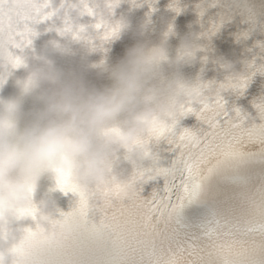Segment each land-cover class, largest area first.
I'll return each instance as SVG.
<instances>
[{"label": "snow or ice", "instance_id": "1", "mask_svg": "<svg viewBox=\"0 0 264 264\" xmlns=\"http://www.w3.org/2000/svg\"><path fill=\"white\" fill-rule=\"evenodd\" d=\"M48 8L49 0H0V61L21 67L22 58L10 49L31 44L29 24L50 18ZM211 8L219 11L204 32L209 39L236 15L253 25L264 16V4L252 0H202L201 17ZM83 11L94 14L86 4ZM96 28L103 40L113 37L102 22ZM258 71L264 73V65L248 63L199 109H188L206 127L178 133L177 123L148 137L151 163L134 165L131 197L122 198L118 188L94 190L107 195L100 204L61 175L59 188L79 196L77 207L61 216L77 230L50 241L38 223L24 229L15 264H264V122L229 108L222 95L229 89L243 94ZM255 107L264 121V103ZM161 139L170 156L152 151L153 140Z\"/></svg>", "mask_w": 264, "mask_h": 264}, {"label": "clouds", "instance_id": "2", "mask_svg": "<svg viewBox=\"0 0 264 264\" xmlns=\"http://www.w3.org/2000/svg\"><path fill=\"white\" fill-rule=\"evenodd\" d=\"M120 2L105 0V8L112 10ZM129 2L135 5L137 0ZM100 22L113 32L112 38L131 27L126 17L115 23ZM148 28L146 21L136 35L143 37ZM59 31L84 42L88 54L99 49L95 36L83 26L73 27L69 21ZM173 35L170 25L158 43L141 40L114 66L106 60L89 64L85 58L79 67L65 70L55 56L67 54L69 48L59 41L46 44L32 63L22 58L21 66L28 74L16 81L17 94L0 97V264H15L23 234L13 226L23 221L38 223L50 241L77 230V223L56 218L59 209L51 195L37 202L45 176H54L57 188L61 175L70 176L79 192L100 204L107 195L94 190L118 188L122 198L131 197L136 185L132 175L119 170L121 150L133 165L147 160L148 137L179 123L190 107L218 94L213 83L199 78L194 82L182 74L204 48L198 35H186L172 57L169 40ZM218 62L227 79L243 75L231 61L221 58ZM93 69L99 76L107 74L111 85L92 84L87 73ZM4 82L0 78V87ZM29 98L34 107L26 111Z\"/></svg>", "mask_w": 264, "mask_h": 264}]
</instances>
